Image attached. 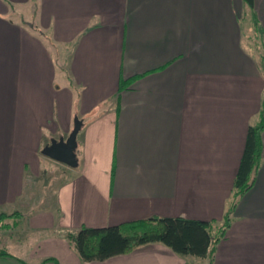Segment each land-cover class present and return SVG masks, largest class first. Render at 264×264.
<instances>
[{
    "label": "crops",
    "instance_id": "1",
    "mask_svg": "<svg viewBox=\"0 0 264 264\" xmlns=\"http://www.w3.org/2000/svg\"><path fill=\"white\" fill-rule=\"evenodd\" d=\"M5 2L29 4L45 35L6 18ZM249 15L263 35L255 56ZM56 47H70L66 66ZM263 95L264 0H0V216L11 215L0 230L26 223L34 264H82L63 236L81 226L220 225ZM74 118L78 166L51 206L32 208L26 171L41 172L44 141ZM89 264H264V127L254 181L205 258L152 243Z\"/></svg>",
    "mask_w": 264,
    "mask_h": 264
},
{
    "label": "trees",
    "instance_id": "2",
    "mask_svg": "<svg viewBox=\"0 0 264 264\" xmlns=\"http://www.w3.org/2000/svg\"><path fill=\"white\" fill-rule=\"evenodd\" d=\"M244 1L248 6H252L253 0ZM263 127L264 95L259 121L247 129L244 149L233 179L223 221L215 228L213 221L151 217L106 227L81 226L75 231H66L63 236L76 250L82 264L127 254L152 243L162 244L181 257L205 258L212 246L223 238L230 225L237 200L250 189L254 181V172L261 155ZM3 215L0 216V227L3 226L4 217L11 216ZM0 256L10 254L0 249Z\"/></svg>",
    "mask_w": 264,
    "mask_h": 264
},
{
    "label": "rangeland",
    "instance_id": "3",
    "mask_svg": "<svg viewBox=\"0 0 264 264\" xmlns=\"http://www.w3.org/2000/svg\"><path fill=\"white\" fill-rule=\"evenodd\" d=\"M4 4L6 5L5 6L6 12H7L5 13V15L7 14L6 18L14 21L15 23L20 22L23 28H27L28 33L34 38L41 39V36L45 35L44 34L45 31L42 32L41 27L39 26L37 22L36 16H34V11L32 12V9L29 8L30 7L29 4H26L24 6L11 5L9 2L7 3L5 2ZM248 23L250 24V28L246 30V24ZM243 29L246 30L248 33L245 36L244 42H245L246 48L250 51V53L252 52V54L255 56V53L257 50L262 52L263 51V47H262L263 46V35L259 31L258 27L254 26L253 20L250 17V15ZM51 50L56 51L60 59L59 62L60 63L63 62V65L66 66L68 62V56H69L68 50H70V47H68V49H66L65 47H56L54 49L51 48ZM56 80L58 84L62 85V82H63L62 77L60 80V76L58 75ZM70 92L71 91L69 90V93ZM72 129H73V124L70 126V129L68 132H65V133L61 132L59 134H53L52 138H48L47 140H45L42 146L44 147L47 144L49 145L51 139L58 141L59 138H63L65 140L70 134ZM78 133H77V138H76L77 143H78ZM41 156H42L41 158L42 162L40 166L41 172L37 174V176L33 177L32 174L26 171V174H25L26 189H25L24 196H23L24 198L26 195L29 196V188H27V185L29 187L31 185H34V188H32V190L30 189V194L31 196L36 198V203H34V206L33 207L31 206V207L32 208L35 207L37 209L38 208L41 209L44 206H47V207L51 206L53 204V198L55 196L57 187L60 185V183L66 181L65 179H68L69 177H71V174H73V173H70L72 172L73 169H69L68 168L69 166L63 163L57 162L55 160L53 161L48 160L46 158H49V157L43 154ZM68 170L70 171L68 172ZM39 200L40 201L44 200V204H39V203L37 204ZM13 222L14 224L16 223L14 228L12 229L2 228L0 230V249L6 250L12 256H17L22 259L24 258L27 259L25 261H27L29 264L36 263L35 261L28 259L30 248L32 247V244L34 243L35 233L32 234L27 228L26 223H23V221L19 220L18 218L13 219ZM214 223H215V226H214L215 228L216 226H218V224L216 222Z\"/></svg>",
    "mask_w": 264,
    "mask_h": 264
},
{
    "label": "water",
    "instance_id": "4",
    "mask_svg": "<svg viewBox=\"0 0 264 264\" xmlns=\"http://www.w3.org/2000/svg\"><path fill=\"white\" fill-rule=\"evenodd\" d=\"M83 125L82 120L74 118L73 129L68 137L64 140L59 138L58 141L51 139L50 144L45 145L41 152L43 155L63 163L69 167L75 168L78 166L77 157V133L81 130Z\"/></svg>",
    "mask_w": 264,
    "mask_h": 264
}]
</instances>
